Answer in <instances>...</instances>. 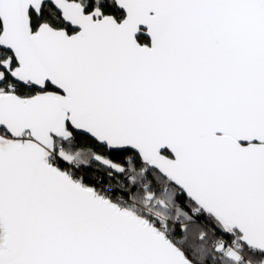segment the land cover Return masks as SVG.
<instances>
[{
	"label": "snow or ice",
	"instance_id": "1",
	"mask_svg": "<svg viewBox=\"0 0 264 264\" xmlns=\"http://www.w3.org/2000/svg\"><path fill=\"white\" fill-rule=\"evenodd\" d=\"M0 264H264V0H0Z\"/></svg>",
	"mask_w": 264,
	"mask_h": 264
}]
</instances>
